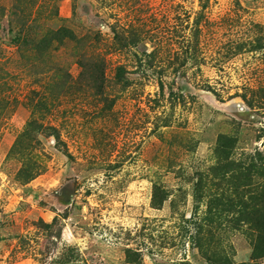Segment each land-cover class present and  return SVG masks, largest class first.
<instances>
[{
	"label": "rangeland",
	"instance_id": "obj_1",
	"mask_svg": "<svg viewBox=\"0 0 264 264\" xmlns=\"http://www.w3.org/2000/svg\"><path fill=\"white\" fill-rule=\"evenodd\" d=\"M0 264H264V0H0Z\"/></svg>",
	"mask_w": 264,
	"mask_h": 264
}]
</instances>
